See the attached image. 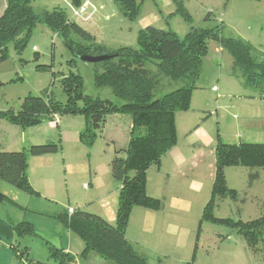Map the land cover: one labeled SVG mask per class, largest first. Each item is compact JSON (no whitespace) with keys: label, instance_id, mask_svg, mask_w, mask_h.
I'll return each mask as SVG.
<instances>
[{"label":"rangeland","instance_id":"374dc122","mask_svg":"<svg viewBox=\"0 0 264 264\" xmlns=\"http://www.w3.org/2000/svg\"><path fill=\"white\" fill-rule=\"evenodd\" d=\"M86 1L91 2L95 9L90 8L94 13L92 22L82 26L96 37V41L108 49L122 46L137 47L138 32L143 27L142 20L153 13H161V19L155 23V26L172 29L182 39L193 28H212L221 24L224 27L225 37L239 38L252 44L256 48L255 57L259 62L264 61V0H139L143 1V4L135 20L125 17L115 0H31V5L37 14L62 9L71 21H77L74 17L78 2ZM209 14L210 19H207ZM70 39L75 42L83 41L80 35L75 33L70 34ZM7 53V58L0 60V112H18L28 95L43 96L66 103L67 94L62 79L64 74L70 72L82 75L86 94L112 100L118 105L123 103L113 94L110 87L96 86L95 74L101 71L100 64L88 63L76 57L64 40L45 25L38 24L34 28L22 51L16 47L15 42H10L7 45ZM233 62L230 52L222 48L219 42L209 41L208 51L203 57L201 74L196 82L197 88L193 92L191 108L176 115L181 147L189 145L188 136L184 133L199 132L198 130L210 132L217 138V144L219 140L227 143H264V93L260 88L247 83L240 70L234 71ZM149 67L157 70L153 63H150ZM184 84V79L174 80L163 76L154 90V96L161 97ZM214 86L218 87L216 91ZM58 116L64 120L62 121L64 126L62 127L61 124L58 129L50 128V120L21 129L6 119H0V143L4 147L7 145L3 141L8 142L10 146H13L14 142L19 145L20 132H25L28 139L38 137L40 132H43L44 137L53 135V139L59 137L61 131L66 135L65 139L61 136L63 155L62 166L59 167L58 178L56 177L57 200L49 201L45 197L39 199L18 189L20 194L32 198L33 205H37L35 203L38 202L37 200L42 202L45 206L43 209H46L47 213H52L54 209L61 211L71 207H84L82 201L90 198L102 205L107 204L108 201L103 198L97 200L90 188L92 175L95 176L94 169L91 168V176L87 173H70L67 171V164L77 165L79 162L77 153L84 155L83 159L87 165L89 162L96 163L100 158L104 162L111 161L115 149L129 145L133 126L132 115L127 113L108 115L102 133L97 134L93 149L83 147L85 145L78 143L76 137L75 142L72 140L73 132H76L78 137V129L85 125V117L82 114ZM45 132L48 134L46 135ZM55 140L58 142V138ZM31 145L33 144L24 146ZM205 153L206 158L210 159L193 172H188V175L196 177L199 174L203 176L201 178L204 181L208 179L206 196L201 199V194L205 190L196 194L190 188L188 175L186 176L188 180L179 183L178 186H172L174 193L184 194L194 203L191 212L170 216L171 222L193 232L194 249L198 245L194 261L191 257L184 263L180 262L176 255L170 252L169 247H163L158 254L149 251L147 254L149 263L264 264V238L258 243L256 250L251 251L237 229L215 219H203L205 207L212 196L213 186L209 181L212 170L207 168V164L214 159V155L211 158L209 152L205 151ZM225 173L228 187L235 190V198L230 195L224 198L216 197L213 207L214 216L243 222L263 217L264 169L230 166L226 168ZM172 178L174 182L176 178ZM87 187L89 191L85 190ZM198 197L201 200H197ZM4 206L9 204L4 202ZM32 207L36 209L35 206ZM161 230L162 235L167 238L165 242H177L178 238L172 234L174 229L171 226L170 233L166 231V224L162 225ZM21 240L23 244L21 251L24 250L25 259L33 261L34 264L35 262L59 264L57 259L51 256L48 243L41 237L29 236ZM80 259L84 261L82 253L77 255L76 262Z\"/></svg>","mask_w":264,"mask_h":264},{"label":"trees","instance_id":"16d2710c","mask_svg":"<svg viewBox=\"0 0 264 264\" xmlns=\"http://www.w3.org/2000/svg\"><path fill=\"white\" fill-rule=\"evenodd\" d=\"M115 2L130 20L138 17L143 3L139 0ZM81 4L78 2L77 6ZM207 19H210V14ZM38 24L57 33L76 57L108 55L107 59L98 62L101 71L95 74V84L110 87L123 103L118 105L112 100L86 94L82 75L70 72L64 74L62 79L67 94L66 103L28 95L18 112H0V119L27 128L51 120L55 115L82 114L87 125L81 132V140L91 147L97 134L102 133L108 115L131 114L133 126L129 145L115 149L110 162L113 177L121 183L116 222L111 223L81 206L73 207V213L67 209L60 219L84 241L82 255L93 250L118 264H150L147 257L140 254L137 246L127 238L130 216L135 206L161 207V200L147 193V173L151 166L160 165L163 157L178 143L176 115L191 108L209 41H217L228 50L234 60V71L240 70L246 82L260 88L263 93L264 61L259 62L255 57L256 48L252 44L239 38L225 37L221 24L212 28H193L183 39L172 29L148 26L139 30L137 47L108 49L96 41V37L82 24L71 21L64 10L37 14L31 0H7V9L0 18V60L7 58V45L10 42H15L22 51ZM71 33L80 35L83 41L71 40ZM150 63L155 64L157 70L151 69ZM163 76L174 80L184 79L185 84L161 97H155L154 90ZM61 148L60 143L51 141L19 150H0V179L18 189L35 193L27 174L29 156L55 154ZM230 166L264 169V143H227L219 140L212 196L203 214V219H215L237 229L247 247L255 251L264 238V216L243 222L219 219L213 214L216 197L230 195L235 198V190L228 187L225 175L226 168ZM6 197L0 191V198ZM14 229L20 236L36 235L34 225L27 221L15 225ZM49 249L59 264H76V256L51 244ZM16 250L17 256L23 258L24 250L21 251L19 247Z\"/></svg>","mask_w":264,"mask_h":264},{"label":"crops","instance_id":"0c3cea01","mask_svg":"<svg viewBox=\"0 0 264 264\" xmlns=\"http://www.w3.org/2000/svg\"><path fill=\"white\" fill-rule=\"evenodd\" d=\"M6 9L7 0H0V18L3 16ZM160 19L161 13H153L148 18H144L142 20V28L155 26V23H157ZM55 118L58 119V125L53 127L49 124L50 128L58 129L61 124L63 127L64 122L62 121L64 120L60 119L58 115ZM45 121L48 120H44L43 122ZM49 123H51V120ZM86 125L87 121L85 118L84 127L78 129V137L76 132H73L74 136L72 140L75 142L76 137L78 143L85 145L83 147L90 148L81 140V132L85 129ZM20 128L27 129L29 127ZM198 131L199 132H185L184 134L188 136V147H181L178 139L177 145L163 157L161 164L153 165L148 170L147 193L154 198L160 199L161 207L159 209H151L143 206H135L131 213L127 228V238L137 246L139 253L146 257L148 256L147 254L149 251L158 254L160 249L163 247H169V250H171L170 252L173 255H176L180 262L183 263L190 260L191 257L193 258L194 256L195 239H193L192 236L193 232H190V230L186 227L181 228L177 224L171 222L170 216L172 214L175 216L177 213H188L192 211L194 206L193 200L191 201L184 194L174 193L172 186H178L179 183L184 182L186 179L188 180V172H193L198 169L200 165L206 162L207 159H210L209 157L206 158L205 151L209 152L211 158L214 155L213 162H209V164H207V168L212 170L210 173L211 180L209 181L211 185L214 183L216 172L217 138L210 132ZM40 133L41 134L36 137L39 139L33 137L28 139L25 132H20L19 135L21 142H19V145L14 142V145L10 146L8 142L3 141L7 147H4V145L0 143V150H19L27 148V146H24L25 144L43 143L46 142L45 140L54 141L58 138V143L62 146L61 151L55 154L29 156L28 158L27 174L35 193L19 189L20 191H24L22 193H27L30 196L35 195L36 197H39V199L41 197H45V199H49V201L57 200L58 188L56 186V177L58 178L59 167L62 166L61 157L63 155L61 136L65 139L66 135L64 131H61L59 137L53 139V135H47L48 132H45L47 137H44L43 132ZM177 134L179 138V132H177ZM42 138L47 139L44 140ZM96 140L91 146V149L95 147L94 145L96 144ZM54 142H56V140ZM72 152L75 153L74 150H72ZM77 154H79V162L77 165L70 163L67 164V171L70 173H87L91 176V168L92 170L94 169L95 176L93 177L92 175V181L90 182V188L92 189L93 196H95L97 200L103 198L108 201L107 204L102 205L98 201L96 202L93 200V198H90L86 201H82L84 208L88 211L101 215L111 223H115L119 206L121 183L112 175L110 167L111 161L104 162L100 158L96 163L89 162L87 165L83 159L84 155H82V153ZM213 164L214 168L212 169ZM187 175L188 177H186ZM197 175L198 176L196 177H189V186L194 192H196V194H200L205 190L201 194L202 199L208 192V185L206 186V181L208 179L204 181V179L201 178L203 176L199 174ZM172 177L176 178V180L174 179V182ZM88 189L89 188L87 187L85 190L89 191ZM19 190L6 181L0 179V191L5 193L7 196L6 198H0V264H33L29 263L30 261L24 257H18L16 250L18 247L21 248V246H23L21 239L29 236L41 237L48 243V245L51 244L59 249H63L66 253L76 256L77 261V255L79 256L84 251L85 244L82 238L68 228L60 219V215L65 213L67 209H63L61 211L54 209L52 213H47L46 209H43L45 206L42 202L37 200L38 202H35L37 205H33L34 200L20 194L21 192H19ZM201 199L200 197L197 198V200ZM4 202L8 203L9 206H4ZM32 206H35L36 209H32ZM30 208L32 210H30ZM23 221L30 222L34 225L36 235L20 236L17 234L14 226ZM164 224H166V231L168 233H170V226L174 229L172 234L175 235L174 237L178 238L177 242H165L167 238H165V236L161 233L162 225ZM82 258H84V261L80 259V261L76 263L91 264L92 262L94 264H118L113 260L102 257L99 253L93 250H89L84 253Z\"/></svg>","mask_w":264,"mask_h":264},{"label":"built area","instance_id":"2783aa9c","mask_svg":"<svg viewBox=\"0 0 264 264\" xmlns=\"http://www.w3.org/2000/svg\"><path fill=\"white\" fill-rule=\"evenodd\" d=\"M90 8L95 9V7L89 1H86L85 3H82L80 6H77L74 18L82 25L91 23L93 17L92 14L94 13L90 11ZM214 90L216 91L217 87H214ZM55 117H57V115H55L54 118L51 119V123H50L51 126L53 127L58 125V119ZM70 212L71 213L74 212L73 207L70 208Z\"/></svg>","mask_w":264,"mask_h":264},{"label":"water","instance_id":"95a60500","mask_svg":"<svg viewBox=\"0 0 264 264\" xmlns=\"http://www.w3.org/2000/svg\"><path fill=\"white\" fill-rule=\"evenodd\" d=\"M109 56L108 55H101V56H82L80 57L83 61L88 62V63H98L101 61H104L107 59Z\"/></svg>","mask_w":264,"mask_h":264}]
</instances>
